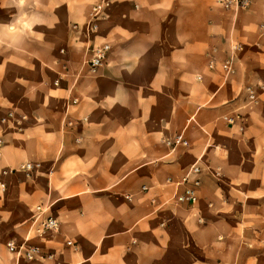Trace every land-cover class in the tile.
Returning <instances> with one entry per match:
<instances>
[{"label": "crops", "instance_id": "obj_1", "mask_svg": "<svg viewBox=\"0 0 264 264\" xmlns=\"http://www.w3.org/2000/svg\"><path fill=\"white\" fill-rule=\"evenodd\" d=\"M91 1L55 0L42 27H28L19 53H4L0 45V93L8 99L0 101V115H27L15 104L24 95L31 100L22 129L11 123L3 128L0 163L4 169L26 160L41 163L31 178L1 171L0 264H13L6 241L23 239L36 204L45 205L59 227L32 237L51 257L22 264H264V215L250 208L257 201L246 193L254 183L238 178L249 173L247 159L256 154L251 143H264V135L250 133L264 125V118L254 124L250 116L264 114V96L255 110L243 102V87L264 81V35L258 30L264 21L254 14L257 4L239 14L221 9L230 17L227 24L197 0H134L137 8L117 1L94 37L111 45L107 60L88 76L81 66L87 39L76 38L71 24L85 20ZM244 29L253 31L251 38L237 32ZM232 42L242 47L235 73L225 79L219 63ZM213 48L217 72L207 66ZM63 62L67 75L55 87L54 71L62 72ZM70 97L78 103L65 112ZM235 111L243 113V134L222 121ZM65 117L75 123L64 127ZM178 133L188 145L171 149L164 141ZM257 152L264 156V145ZM197 158L219 166L222 176L204 173L198 202L178 205L167 179H179ZM254 189L264 195V186L255 183Z\"/></svg>", "mask_w": 264, "mask_h": 264}, {"label": "built area", "instance_id": "obj_2", "mask_svg": "<svg viewBox=\"0 0 264 264\" xmlns=\"http://www.w3.org/2000/svg\"><path fill=\"white\" fill-rule=\"evenodd\" d=\"M117 1L121 0H92L89 4V8L86 12L85 20L82 23H72L71 29L76 33V38L79 36L87 39V44L84 50V59L82 60V67L86 68L89 73H96L106 62L108 53L111 49V45L107 41L95 42L99 27L102 21H104L108 14L107 11ZM133 5L135 8L138 4L134 0ZM217 5L225 12L233 14L238 13L240 10L246 9L250 6L252 0H214ZM258 30L261 35H264V23H259ZM242 45L238 42H232L229 47V54L224 57L219 67L225 79L232 76L235 71V56L236 52L240 50ZM59 52L64 54L65 49L60 48ZM207 66L213 69L216 66L215 49L213 48L211 53L208 54ZM63 69L59 72L57 77L52 81V85L57 87L63 77H65L68 70L67 62L61 64ZM244 97L248 104H257L259 100V93L264 91V81L257 83L247 84L243 87ZM78 103L77 97H70L65 107V112L68 111L70 105ZM29 117L25 114H17L14 110H8L3 115H0V156L2 155V149L4 146L3 128L11 123L16 126V130L20 131L22 125L27 122ZM87 118L83 117L85 121ZM222 119L229 126H235L239 131L243 130V117L240 113L225 114ZM75 122L70 119L63 120V126H72ZM164 143L171 149L177 146H187L188 140L184 137L183 133L174 135L171 139H167ZM41 163L38 161L26 160L21 162L17 167L3 169L2 175L12 174L19 172L25 178H31L33 174L40 169ZM206 173L213 179H220L222 172L219 166L210 167L203 163L200 158H197L185 171V173L179 177V179L173 180L168 178L167 181L171 182L176 191L172 199L178 205H184L186 207H193L198 202V192L202 185V175ZM6 185L4 181H0V190L5 191ZM143 190L147 188L142 187ZM126 198H130L126 195ZM208 203V206H211ZM29 228L26 235L22 240L16 241L10 239L6 241V249L10 254L13 264H22L23 261L30 262L37 258L51 257V254L45 253L41 247L32 240V237L42 238L47 234L54 233L58 230L59 223L55 217L48 214V209L45 205L36 204L31 210L29 217ZM198 223H203V217H197ZM135 242V241H133ZM68 245H71V241H66Z\"/></svg>", "mask_w": 264, "mask_h": 264}, {"label": "rangeland", "instance_id": "obj_3", "mask_svg": "<svg viewBox=\"0 0 264 264\" xmlns=\"http://www.w3.org/2000/svg\"><path fill=\"white\" fill-rule=\"evenodd\" d=\"M200 1L201 4L207 6L208 8H210V10H214L216 12H218V14H220L221 17H223L224 19V23L226 22L228 24L230 17L228 18L225 14H221V9L220 7L217 5V3L214 0H197ZM257 1V2H256ZM199 3V2H197ZM256 5L255 10H254V14L257 17V20L260 21H264V0H252L250 6L246 9L240 10L238 12L239 13H243L246 11H249L250 8L254 5ZM54 5H56L55 0H0V45L3 43L4 47H3V52L4 53H11V54H17L20 51L16 48L20 47L22 48V46L25 44V40L27 39V33H28V27L31 26V23H35L37 25V23H39V27H42V24L44 22V12L45 10L53 7ZM222 21V20H221ZM223 22V21H222ZM41 31V30H40ZM39 31V32H40ZM237 32H243V36L244 37H248L251 38V33H253V31L251 32V30H245L244 31H237ZM42 32L38 34H35V37L37 39H41L42 38ZM6 40L9 43L13 44V48H15L16 51H11V47L9 45H6L5 42ZM58 63V61H55L54 64L56 65ZM264 64V62H259ZM60 66V64H58ZM81 65H82V61H81ZM61 68H59L58 70H55L54 72H56V75H58V73L60 72ZM63 70V69H62ZM209 70V69H208ZM211 72H217L218 70H210ZM218 73H220V75H222V71L221 69L218 71ZM96 73H89L87 72L88 76H92V75H96ZM223 76V75H222ZM42 77V76H41ZM40 77V78H41ZM9 82H11V79H5ZM1 85H0V91H1ZM6 90V88L4 89ZM199 91L198 88L196 90V95H199ZM5 92V91H4ZM1 94L0 93V101L2 102H7L8 99H6L7 95L6 94ZM23 96V95H22ZM262 96H264V91L259 93V99ZM21 99V98H20ZM19 99V100H20ZM243 102L244 105L248 108H251L252 110L254 109H258V106H253L252 104H248L245 100V97L243 96ZM31 104V100L29 99L28 95H24L23 98L18 101L15 106L16 111L17 112H23L26 113L27 115H30V113L28 112V108ZM234 113H240L241 116L243 113H241V111H235ZM251 118H253L252 120L254 121V124L259 123L258 121H260V118H264V114L260 115L259 113L256 112H252ZM225 115V114H223ZM222 115V116H223ZM243 120V119H242ZM223 123L225 122L224 120H222ZM226 123V122H225ZM243 123V122H242ZM246 123V121H245ZM228 128H234L235 126H229L227 125ZM237 128V127H235ZM235 130V129H234ZM243 131H236L234 132V134L238 135V134H243ZM256 139L259 135H264V125H254L251 129L250 132ZM261 145H264V143H259L257 142V140L254 139V141L251 143V147L250 148H254L256 152L255 156L248 158V165L246 170H249L248 174H240L239 175V181L243 182V183H250L253 182L254 186H252L250 190L247 191L246 194H248L247 197H251L253 199H255L257 201L256 203V207L251 206L250 208H256L257 211L261 212L262 215H264V195H255L257 194L258 190L254 189L255 187V183H257L258 186H264V163H262L261 165H259L260 160L264 161V156L260 157L259 156V152H257L259 150V147ZM237 154L235 152L232 153L230 159H231V166L235 165V160L237 158L236 156ZM1 157V156H0ZM18 166V165H17ZM16 166V167H17ZM13 168V167H12ZM233 168V167H232ZM3 166L0 163V175H1V171L3 170ZM229 173L234 177L235 174L233 171H230ZM234 174V175H233ZM254 195V196H252ZM0 196H4L5 194H1ZM9 206L6 205L4 206V213H7V208Z\"/></svg>", "mask_w": 264, "mask_h": 264}]
</instances>
